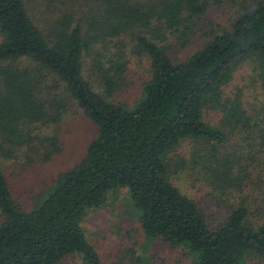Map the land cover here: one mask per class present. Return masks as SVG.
Here are the masks:
<instances>
[{"label": "trees", "instance_id": "1", "mask_svg": "<svg viewBox=\"0 0 264 264\" xmlns=\"http://www.w3.org/2000/svg\"><path fill=\"white\" fill-rule=\"evenodd\" d=\"M235 1L0 0V157L25 151L28 161H47L59 152L56 134L31 129L59 122L69 101L97 128L80 161L28 208L0 168V264H102L80 221L117 186L128 187L146 244L179 247L192 264L264 260V159H257L264 114L246 110L241 89L224 91L248 60L264 89V0H240L246 4L230 28L183 60L174 61L165 42L185 37L210 4ZM127 37L150 71L131 105L112 99L124 83ZM183 139L195 141L190 168L232 200L220 226L210 227L195 200L170 182ZM126 258L155 264L134 250Z\"/></svg>", "mask_w": 264, "mask_h": 264}, {"label": "rangeland", "instance_id": "2", "mask_svg": "<svg viewBox=\"0 0 264 264\" xmlns=\"http://www.w3.org/2000/svg\"><path fill=\"white\" fill-rule=\"evenodd\" d=\"M245 4L240 0L210 4L203 15L189 22V30L185 37L172 35L165 41L169 56L174 61H180L191 55L212 35L222 29H229L231 22ZM123 43L127 62L124 83L112 99L131 105L138 99L145 81L149 78V60L145 55L133 50V43L128 37ZM84 74L90 77L91 84L96 90H102L88 71H84ZM48 83L50 82L47 80L46 84ZM237 89H241L246 110L264 114V89L252 60L244 61L237 67L224 91L225 94L232 95ZM60 90L53 89V92L58 93ZM68 103L66 112L59 122L31 129L33 134L38 132L44 136L57 135L60 150L49 160L28 161L25 151L17 153L18 155L12 158L0 157V168L13 197L22 208L31 206L35 195H41L52 188L60 172L78 163L86 152L87 144L96 134L97 128L94 123L74 104L72 105L70 101ZM210 117L212 124L217 123L218 114L212 113ZM237 138V133L233 134L226 144H233ZM194 149L195 141L191 139H183L179 143L175 150L177 155L171 156L170 182L183 194L195 200L210 227H217L225 222L232 200L217 189L208 178L190 168L189 160ZM181 159H186V162L178 166ZM257 159L263 160L264 153L258 154ZM135 212L128 187L117 186L107 191L100 207L89 210L81 219L80 226L86 239L97 249L102 264H127L128 258H122L131 255L133 250L136 254L147 256L150 262L155 264H192L190 257L179 247L160 239L146 244ZM70 262L80 263L78 259ZM252 263L264 264V260L254 258Z\"/></svg>", "mask_w": 264, "mask_h": 264}]
</instances>
